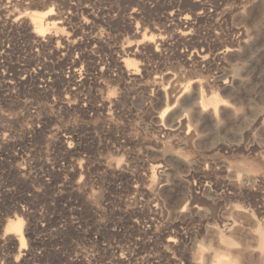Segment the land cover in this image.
I'll return each instance as SVG.
<instances>
[{
  "label": "rangeland",
  "instance_id": "1",
  "mask_svg": "<svg viewBox=\"0 0 264 264\" xmlns=\"http://www.w3.org/2000/svg\"><path fill=\"white\" fill-rule=\"evenodd\" d=\"M16 1L0 0V53L12 83L26 77L0 107V128L14 143L6 151L23 155L2 162L0 236L12 234L6 220L17 212L30 254L44 249L49 264H264V0H227L226 20L175 28L193 41L167 29L172 0H71V9ZM190 1L214 9V0ZM51 2L63 22L38 44L30 16ZM66 43L80 44V63L61 54ZM214 45L235 50L212 66L196 61ZM43 64L47 95L29 79ZM65 129L80 134V154H65L78 141L69 132L61 139ZM57 154L72 165H48ZM22 165L34 166L36 181L17 172ZM31 186L40 191L34 216Z\"/></svg>",
  "mask_w": 264,
  "mask_h": 264
},
{
  "label": "bare ground",
  "instance_id": "2",
  "mask_svg": "<svg viewBox=\"0 0 264 264\" xmlns=\"http://www.w3.org/2000/svg\"><path fill=\"white\" fill-rule=\"evenodd\" d=\"M60 1L59 3L61 4H64L66 7H68L69 9H71L73 7V3L71 0H58ZM227 0H214V9L213 10H209L207 11V6H206V2L204 1H197V2H191L190 0H172L171 4L166 6V8H168V15L166 16V22H167V29H169V32L171 34V36L173 37V39H176V40H182V39H185V38H182L184 35H188L190 37H188L189 41L192 40L195 38L193 36H191L187 31H181L182 29L180 30H176L175 28H178L180 26H184L186 27L187 25H193L195 22H199V21H203V19L205 18H216V19H224L226 20V16L228 15V9L224 7H222V3L226 2ZM15 4H19L20 7H22V2L21 0L20 1H16ZM192 7V8H198L199 11L195 14H193V16H189L187 14H182L183 12L182 11H185L187 7ZM219 10V11H218ZM55 12L53 11V7H52V2L50 3V6L47 5L46 6V10L44 11H41L38 13L35 14V12L30 16V20H29V23L33 26V29L36 33V36H39V37H42V36H45L47 34H51L50 31H49V28L54 26L55 24H58V23H62L63 21H60V20H56L55 19ZM18 19V17L14 18L13 21L16 22V20ZM207 20V19H206ZM186 30V28H184ZM156 40V39H155ZM158 40H162L160 37L158 38ZM162 42V41H161ZM164 43V42H163ZM195 43V42H194ZM219 44V43H218ZM218 45H214V48H215V52L213 50H211L209 56L206 58L205 55H198L197 56V59L196 61H200V62H203V61H206L208 64H210L212 66V62L214 60H222V56H223V53L226 52V51H233L235 50V48H225V49H222V50H219L218 49ZM127 52V51H126ZM215 63V62H214ZM221 65V64H220ZM132 75L134 74V72L131 73ZM167 77V75H165ZM158 78V77H156ZM155 78V79H156ZM169 78V77H168ZM171 79V78H170ZM157 80V79H156ZM162 78L160 77L158 82L160 84ZM163 87V86H162ZM160 92V91H159ZM178 93V92H177ZM66 107V106H65ZM164 112V111H163ZM164 128V127H163ZM1 131V129H0ZM38 131L34 129L33 133H37ZM66 132H69L68 130H63L62 131V134H61V139H64L66 141ZM73 133V134H72ZM69 134L70 135H74L76 137V139L78 140L80 138V134L79 133H74L72 132ZM79 134V135H78ZM1 135L3 137V139H6L5 136L6 134L1 132ZM59 137V138H60ZM60 139V140H61ZM70 139V138H69ZM76 144V146H74ZM73 144L72 146H69L67 144V148H65V154H74V152H76L78 150V153L77 154H80V140L77 141V143ZM8 145L5 144V146ZM219 146V144L217 145ZM224 148V147H223ZM7 152V151H6ZM9 152V151H8ZM76 154V155H77ZM32 154H30L31 156ZM55 156V155H54ZM59 154L56 155V158L58 159L57 161L53 162V163H50V165H53V168H55V166H58V162L59 161H63L65 163V166H70L72 164H67L68 162H66V160L64 161L62 158L64 157H58ZM55 163V164H54ZM224 167V166H223ZM230 167V166H228ZM33 167L31 166H28L26 167V169L28 170H32ZM227 168V167H226ZM237 168V167H236ZM231 170V169H230ZM239 171V169H237ZM237 170H233V172H238ZM33 171H35V169H33ZM234 172V173H235ZM53 173V172H52ZM231 173V171L229 172ZM205 174V173H204ZM237 176V175H236ZM238 177V176H237ZM40 178V176H39ZM232 178V177H231ZM234 178V177H233ZM226 179V178H225ZM236 180V179H235ZM71 183L69 180H64L62 181L58 187L59 188H62V187H68V185L66 186L65 184H69ZM234 183V180H229L227 182V185H231ZM45 186L47 187H50V186H54L53 185V180L51 178H49L47 180V182L44 183ZM238 185V184H237ZM240 185V184H239ZM237 187V186H236ZM63 188V189H64ZM31 190L30 194H29V198L28 200L31 201V206L30 208L31 209V216H34L35 215V210H36V200H37V195H39V190L36 189V188H33V189H29ZM61 196V195H60ZM59 200V199H58ZM57 200V201H58ZM66 202V200H65ZM135 209V208H134ZM61 211V210H60ZM65 213V212H64ZM29 214V215H30ZM60 214V213H59ZM18 215H21L22 216V213H17V212H13V214L11 215L10 218H7L6 222L8 221V219H10L7 223V229L8 230H11L12 234H9V235H16L19 239V243H20V247H24L26 245L25 243V239H24V232H23V227H24V219H23V226H22V219L20 218V216ZM27 215V213H26ZM13 217V218H12ZM12 218V219H11ZM23 218V217H22ZM6 225V224H5ZM36 225V224H35ZM229 227V226H228ZM47 225L45 224V221L44 223H42V227L41 229H39V231L43 232L45 235H47ZM5 231V230H4ZM25 231V230H24ZM49 235V234H48ZM49 240H50V237H49ZM167 245V243H166ZM166 254V253H165ZM163 259V258H162ZM78 262H81L82 261V258H80V260L77 259ZM59 261L55 262V264H57Z\"/></svg>",
  "mask_w": 264,
  "mask_h": 264
},
{
  "label": "built area",
  "instance_id": "3",
  "mask_svg": "<svg viewBox=\"0 0 264 264\" xmlns=\"http://www.w3.org/2000/svg\"><path fill=\"white\" fill-rule=\"evenodd\" d=\"M19 25V24H16ZM19 34V33H17ZM20 36V35H18ZM36 36V35H35ZM33 42H38V44H42V43H46L47 40L44 38V36L42 37H38L36 36V39L33 40ZM64 46H66V49H64L63 52H61L62 55L64 56H69L70 60L73 61H78L80 63V44L78 43H72L71 45H69L68 43H66ZM63 46V48H65ZM35 49V54H38V49ZM3 50L0 53V107H2L3 105L8 106V103H10L13 99H15L17 96V92L20 91L19 85H22L25 83L24 78L26 76H23V78H19V79H14V83H12L9 79V77L12 78V74L9 72V66H8V62L6 60V55L4 54ZM20 70V69H17ZM29 72V71H28ZM69 73V71H68ZM68 77V75L66 76ZM72 77L75 78L74 83L76 84V87H72V90L74 92V95L77 96L78 92L80 91V65L78 67L73 68V72H72ZM29 79H35V82L38 81L39 82V86L37 88L34 89V91L36 93H44L45 95L49 94L50 92H53L52 89V83H51V73H49V71L47 70V66L45 64H43V69H41V67L38 68V72L34 71V69H32V72H29ZM16 83V84H15ZM9 86V87H8ZM17 86V87H16ZM8 87V88H7ZM16 88V90H14ZM24 103V101H23ZM68 104V103H67ZM69 105V104H68ZM27 114L29 116H33L35 113L36 107L34 105H32L31 102H29V104L27 105ZM7 115L6 114H1L0 117L1 118H5ZM2 121H5L2 120ZM37 122L42 123V124H46L47 120L46 119H42V121L37 120ZM0 157H1V161H0V174L5 173V168L2 164L6 163L5 162V158L6 157H17V156H22L23 153H21V150L18 151H9V152H5L6 150H8L9 147H14V143L12 142V140L9 137V134L5 131H3V128H0ZM39 132L38 129H35ZM34 131V129H32V132ZM1 132L5 133L6 139H3ZM32 140V139H31ZM5 146V144H7ZM11 145V146H10ZM48 165L50 164L49 162H47ZM31 166V165H30ZM26 167L28 166H20L19 169H17V172H20V170H28L26 169ZM32 170H28L29 175L26 176V178L30 181L33 182L34 180L36 181L37 177V173H36V169L35 171H33L34 166ZM42 176H40L41 178ZM26 178L24 180H26ZM48 180V179H47ZM33 184V183H32ZM33 188H35L34 186H31ZM2 207H5L4 204H0V217L3 216L2 214ZM40 232V231H39ZM45 234L41 231L39 233L38 239L42 242H44L45 238ZM25 239V243L26 245L24 247H20V243H19V239L16 235H9V234H3L2 236H0V264H26L28 262V260H31V262H33V264H35V260H39V262L44 261V264H49L47 263L46 258L44 257V249L40 250L37 252V254H35L33 252V254H30L29 249H28V239H26V237L24 236ZM32 250V249H30ZM44 252V253H43ZM15 254H17L15 256ZM29 255V257H28ZM19 258V259H18Z\"/></svg>",
  "mask_w": 264,
  "mask_h": 264
},
{
  "label": "snow or ice",
  "instance_id": "4",
  "mask_svg": "<svg viewBox=\"0 0 264 264\" xmlns=\"http://www.w3.org/2000/svg\"><path fill=\"white\" fill-rule=\"evenodd\" d=\"M228 82L227 81H225V84H227Z\"/></svg>",
  "mask_w": 264,
  "mask_h": 264
}]
</instances>
